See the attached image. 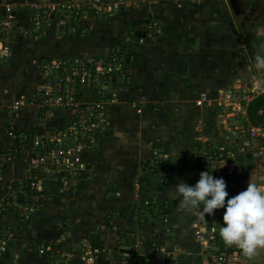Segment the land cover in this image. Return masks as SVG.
<instances>
[{
	"label": "crops",
	"instance_id": "0c3cea01",
	"mask_svg": "<svg viewBox=\"0 0 264 264\" xmlns=\"http://www.w3.org/2000/svg\"><path fill=\"white\" fill-rule=\"evenodd\" d=\"M6 1L19 5L17 31L30 28L29 1L0 3ZM174 1L153 2L131 16H110L102 29L105 34L99 21L86 31L88 18L79 22L74 34L63 33L62 28L71 24L52 13L40 39L13 43L12 53L0 64V81L7 80L0 85V153L14 152L0 166V200L9 182L27 181L38 162L66 152L49 133L65 126L73 114L42 115L36 103L34 90L45 60L102 58L115 48H126L131 79L122 84L120 73L111 72L106 91L115 93L117 101L100 110L107 125L103 133L81 142L80 176L61 169L41 180V191L29 195L25 187L18 188L9 205L0 209V229L10 224L15 230L0 264H264V248L249 257L237 246L230 247L239 251L236 262L220 261L218 255L226 246L219 235L224 209L205 216L199 208L184 213L172 195L177 183L193 185L199 179L203 164L191 153L194 148L211 145L224 153L221 165L231 169L229 175H221L220 168L211 171L225 179L229 196L251 182L257 159L263 158L264 164L263 143L258 138L259 145L252 148L240 142L219 107L226 89L264 82L229 18L228 0ZM153 19L160 23L161 33L150 38L147 26ZM117 27L122 33L112 43L108 38ZM99 40L104 48L95 47ZM16 99L22 104L9 113ZM17 143L20 147L14 151ZM147 211L156 217L144 224L140 213ZM39 243L55 245L57 253L44 255ZM80 245L90 246L84 251L85 261L78 253H64Z\"/></svg>",
	"mask_w": 264,
	"mask_h": 264
},
{
	"label": "built area",
	"instance_id": "2783aa9c",
	"mask_svg": "<svg viewBox=\"0 0 264 264\" xmlns=\"http://www.w3.org/2000/svg\"><path fill=\"white\" fill-rule=\"evenodd\" d=\"M55 2L52 1L49 4L29 3L27 5V17L30 28L20 31H17L18 25L15 12L19 5L12 4L9 1L0 3V64L10 56L12 45L16 40L26 37L38 40L42 37V33L47 31L46 26L50 14L60 10ZM63 5L65 8L66 5ZM67 5V7L73 9L75 18L80 15L81 11L76 8L75 4ZM64 8L62 11H65ZM78 28V26L74 28L69 25L62 29H64L63 33L65 31V33L74 34ZM159 33H161L160 23L155 19L151 20L147 36L154 38ZM130 60L128 50L121 47L115 48L114 51L102 58L86 59L80 56H72L52 57L45 60L42 79L34 90L36 103L42 115L53 114L57 111H66L73 114V117L65 126L54 129L49 133L51 140L65 146L66 152L61 150L60 154L51 155L48 162H38L39 166H34V171L28 176L27 181L21 184L9 182L5 188L6 192L0 200L1 210L4 209L5 205H9L12 194L18 188L25 187L29 195L41 191L43 186H41V180L47 175L57 174L61 169H66L70 171L71 177L80 176L84 168L82 156L79 153L81 142L84 139L95 140L98 135L103 133L107 125L103 115H100V110L105 109L108 103L117 101L115 93L109 92L110 94H107L106 91L110 74L116 70L122 77V84L129 82L131 73L126 69L125 63L130 62ZM249 99L246 96L244 101L248 102ZM21 104L20 99L14 100L8 108V112L15 113ZM241 131L243 136L247 137L246 141L251 144L252 148H257L259 145L258 138L260 135L264 136V133H260V129L255 127H249L248 130ZM19 147L20 145L17 143L14 151ZM191 153L208 170H217L216 164L221 155L219 149L214 146H204L199 149L194 148ZM13 154V149L6 153H0V166L9 161ZM135 195L138 196V193L136 192ZM145 204L148 205L149 200H146ZM14 234V227L10 224L0 229V255L5 250L7 240L13 238ZM37 247L44 255H48V251L51 253L55 251L52 245L45 243H40ZM70 249L72 251L78 250L76 247ZM229 253L228 247L225 246L218 255V259L225 261Z\"/></svg>",
	"mask_w": 264,
	"mask_h": 264
},
{
	"label": "rangeland",
	"instance_id": "374dc122",
	"mask_svg": "<svg viewBox=\"0 0 264 264\" xmlns=\"http://www.w3.org/2000/svg\"><path fill=\"white\" fill-rule=\"evenodd\" d=\"M29 3H37V4H49L52 3V0H28ZM159 1L161 0H56L55 3L58 4L60 10L57 11L56 16L61 18L62 21L64 22V24H71V26H73L74 28H76L77 26H79V22H82V20L85 18L90 19L91 21H89L88 23H86V26L83 25V28H86V31L89 32V30H91L98 21L100 22L101 26L99 27V29H105L106 25H109V17L110 16H114L115 14H119L120 12L123 14H130L129 16H131V13L133 14L134 12H138V10H142L143 8L146 7V5H151L153 2L155 3H159ZM174 1V0H173ZM242 1V9H243V13L239 16H234L231 13V9H229L230 11V16L229 18H231L232 16V20L234 21L235 24V28L238 31L239 35L241 36V38L243 39V47L247 52L248 58L251 59L252 61H255V57L257 55L260 56H264V5L262 4V2H264V0H241ZM176 1H174L173 3H175ZM66 5V7L64 8V5ZM67 4H75L77 7L79 8V10L81 11L80 15L78 17H74V13H73V9L71 7H67ZM63 5V6H62ZM144 6V7H143ZM157 6V5H156ZM134 7V8H133ZM64 8L65 11H62ZM152 8V6H151ZM81 18V19H80ZM151 23V21H150ZM64 25H62L63 27ZM67 27V26H64ZM150 24L149 26H147V30H149ZM81 29L79 31L82 32ZM85 33V30L83 31ZM57 33V32H56ZM60 33V32H58ZM121 29L119 27L113 29V33H112V38L109 36V40H111V42L113 43L114 40L117 39V36H121ZM101 34H105V31L102 30ZM100 34V35H101ZM104 37H107V35H105ZM245 38H247L249 40V43L247 44V42L245 41ZM121 39V38H120ZM119 40V39H118ZM117 40V41H118ZM37 41V40H35ZM103 42L99 40V42L96 44L95 47L101 49L104 48ZM245 52V51H244ZM245 52V53H246ZM246 55V56H247ZM127 65V63H125V66ZM263 78H264V70L261 71L260 74ZM2 77V72H0V78ZM5 83L7 82V80L5 79L4 81H0V85L1 83ZM251 85H246L245 83H239L238 86H233L230 87L228 89H226L223 94H220V103H219V107L221 108V111L223 112L224 115L229 116L228 118H226L230 124V127L232 129H234V131L237 132V139L241 142L247 140V137L243 136V133L241 130H248L249 127H255V128H259L260 129V133H264V126H262L261 123H263V118H261L259 120V122H253L250 118V112L248 111V103L250 102V100L252 98H254L256 95L260 94L261 92H264V82H262L261 84L254 86L252 84ZM262 87V89H261ZM260 89V90H259ZM250 90V91H249ZM259 92V93H257ZM248 96L250 99L248 102L244 101V98ZM107 108V107H106ZM262 112V109L258 110V114H260ZM52 114V113H51ZM4 120V119H3ZM261 121V122H260ZM3 125H5V121L3 123ZM259 133V134H260ZM259 141L263 143L264 145V136L259 137ZM248 143V141H247ZM246 143V144H247ZM239 144V143H238ZM246 146V145H245ZM248 146V145H247ZM252 153H256L258 154L257 150L256 151H252ZM255 154V155H256ZM262 155V154H260ZM257 157V156H255ZM220 160V161H219ZM223 159H218L217 162V167L220 166L221 164H224V162H222ZM263 158L257 159V161H255V165L256 167L253 169V171L251 173H253L251 175V183H256V184H262V186H264V164L262 163ZM260 162L262 164H260ZM203 164V163H202ZM203 169H201V171H205L207 170V167H202ZM220 168L219 170H222L223 173H220L223 176L227 175V171L231 170L228 169V167H226V165L222 166V167H218ZM217 168V169H218ZM211 171V170H209ZM225 171V172H224ZM229 175V173H228ZM232 180L235 182L236 178H228L227 181H231ZM238 184V181L237 183ZM241 184V182H240ZM242 187L246 188V184L242 183ZM246 185V186H245ZM242 190V188H241ZM147 205V204H146ZM165 210V209H164ZM163 210V214L162 217H164V219H162V224L165 225L166 222V213ZM142 214V218H144L143 223H149L150 221L152 222L153 220H155L154 214L150 215V212H141L140 215ZM40 244V243H39ZM55 246V245H53ZM78 250L76 252L72 251V249L70 248H66L64 250L65 254H76L78 253L80 255L81 260L85 261L84 257H87L88 255H85L84 251H87L90 249L89 245H80V250L78 247H76ZM58 248H55V252L57 253ZM236 248H232L231 251H229V256L225 259L224 262H236V259L238 257L239 251H235ZM5 251V250H4ZM61 253V252H60ZM261 254V253H260ZM48 255H52V253L50 251H48ZM233 256H235V258H233ZM264 256V255H263Z\"/></svg>",
	"mask_w": 264,
	"mask_h": 264
},
{
	"label": "clouds",
	"instance_id": "9594fccd",
	"mask_svg": "<svg viewBox=\"0 0 264 264\" xmlns=\"http://www.w3.org/2000/svg\"><path fill=\"white\" fill-rule=\"evenodd\" d=\"M255 63L257 69L264 70V56L257 55ZM226 188L223 177H215L212 171L205 170L193 185L183 181L174 185L172 195L178 198L184 213L199 208L205 216L223 208L220 237L226 246H237L251 257L257 249L264 248V186L248 182L245 189L233 196H229Z\"/></svg>",
	"mask_w": 264,
	"mask_h": 264
},
{
	"label": "trees",
	"instance_id": "16d2710c",
	"mask_svg": "<svg viewBox=\"0 0 264 264\" xmlns=\"http://www.w3.org/2000/svg\"><path fill=\"white\" fill-rule=\"evenodd\" d=\"M228 2H229V0H228ZM232 2H233V6H230V7L233 11L232 12L233 15L234 16L241 15L243 13L242 1L241 0H232ZM229 4H230V2H229ZM262 4L264 5V2H262ZM245 41L247 42V44L249 43V40L247 38H245ZM247 106H248V111L250 112L251 120L255 123V122H259V120L261 118H263V123H261V124H262V126H264V92H261L260 94L256 95L254 98H252ZM259 109H262V112L260 114H258ZM208 146H211V145H208ZM224 157H225L224 153L221 152V155L219 158L223 159ZM151 205L153 206L154 204L152 203ZM158 209L160 210V207ZM231 250L232 249L229 247V251H231Z\"/></svg>",
	"mask_w": 264,
	"mask_h": 264
},
{
	"label": "water",
	"instance_id": "95a60500",
	"mask_svg": "<svg viewBox=\"0 0 264 264\" xmlns=\"http://www.w3.org/2000/svg\"><path fill=\"white\" fill-rule=\"evenodd\" d=\"M229 2H230V6H233V2H232V0H229Z\"/></svg>",
	"mask_w": 264,
	"mask_h": 264
},
{
	"label": "flooded vegetation",
	"instance_id": "af4514ba",
	"mask_svg": "<svg viewBox=\"0 0 264 264\" xmlns=\"http://www.w3.org/2000/svg\"><path fill=\"white\" fill-rule=\"evenodd\" d=\"M230 5V4H229ZM231 8V7H230ZM231 11H232V9H231ZM233 12V11H232Z\"/></svg>",
	"mask_w": 264,
	"mask_h": 264
}]
</instances>
